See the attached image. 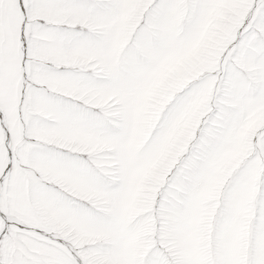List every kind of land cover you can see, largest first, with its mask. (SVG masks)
<instances>
[{"label":"snow or ice","instance_id":"1","mask_svg":"<svg viewBox=\"0 0 264 264\" xmlns=\"http://www.w3.org/2000/svg\"><path fill=\"white\" fill-rule=\"evenodd\" d=\"M0 264H264V0H0Z\"/></svg>","mask_w":264,"mask_h":264}]
</instances>
